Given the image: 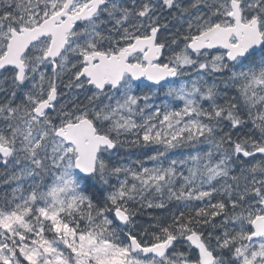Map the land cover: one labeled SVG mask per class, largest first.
Segmentation results:
<instances>
[{"label": "snow or ice", "instance_id": "6c2138e0", "mask_svg": "<svg viewBox=\"0 0 264 264\" xmlns=\"http://www.w3.org/2000/svg\"><path fill=\"white\" fill-rule=\"evenodd\" d=\"M0 264H264V0H0Z\"/></svg>", "mask_w": 264, "mask_h": 264}]
</instances>
